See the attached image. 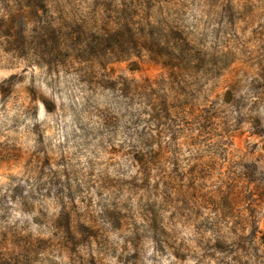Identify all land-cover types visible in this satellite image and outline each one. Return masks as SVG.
Instances as JSON below:
<instances>
[{"label":"clouds","instance_id":"obj_1","mask_svg":"<svg viewBox=\"0 0 264 264\" xmlns=\"http://www.w3.org/2000/svg\"><path fill=\"white\" fill-rule=\"evenodd\" d=\"M0 264H264V0H0Z\"/></svg>","mask_w":264,"mask_h":264}]
</instances>
